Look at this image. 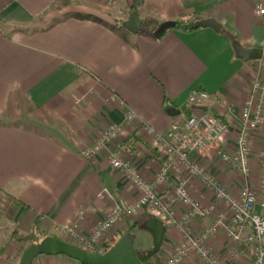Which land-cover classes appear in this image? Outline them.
Segmentation results:
<instances>
[{"label": "crops", "instance_id": "1", "mask_svg": "<svg viewBox=\"0 0 264 264\" xmlns=\"http://www.w3.org/2000/svg\"><path fill=\"white\" fill-rule=\"evenodd\" d=\"M263 1L143 0L136 7L143 24L145 20L175 21L197 12L222 25L220 31L172 28L157 39L121 26L132 13V3L124 16L115 18L98 10L99 0H0V198L10 199L8 206L16 215L9 216L14 224L9 229L0 222V237L8 229L10 242L0 264L18 263L17 242L11 238L16 228L29 233L37 222L46 231L77 222L87 233L119 198L136 201L138 190L109 166L107 149L93 161L82 153L109 124L124 122L125 107L159 133L166 132L176 119L208 113L230 124L220 143L223 148L232 145L242 108L252 97V82L264 81V57L243 61L234 44L264 51V17L257 12ZM59 2H78L83 9L52 25L44 26L45 19L38 21ZM195 88L207 91L209 98L191 107L187 97ZM26 112L53 118L63 129L56 127V135H50L23 125L20 120ZM140 125L135 122L125 127V139L134 133L140 137L138 150L119 148L149 180L156 178L163 165L169 168L167 181L159 190L167 198L187 172L179 162L159 153L154 138ZM216 150L217 144H213L199 158L234 195L246 185L259 188L264 120L252 134V173L247 184ZM189 180L192 194L204 206L214 202L212 191L198 179ZM188 211V206L178 205V216ZM142 216L153 217L147 211L126 218L110 240ZM214 217L194 218L193 231L202 233ZM181 239L180 229L166 226L161 252L151 263L164 264ZM207 244L228 264H248L254 258L252 245L243 238L234 241L222 231ZM34 264L80 263L65 256L43 255ZM183 264L203 263L190 255Z\"/></svg>", "mask_w": 264, "mask_h": 264}, {"label": "built area", "instance_id": "2", "mask_svg": "<svg viewBox=\"0 0 264 264\" xmlns=\"http://www.w3.org/2000/svg\"><path fill=\"white\" fill-rule=\"evenodd\" d=\"M257 12L264 17V1L257 6ZM209 98V93L202 89H193L187 102L200 106ZM241 125L232 145L223 148L220 143L223 135L230 131V124L208 113L193 114L186 119L174 120L164 133L157 132L149 124L138 120L134 110L125 107L123 123H111L104 130L95 146L84 150L92 161L97 160L100 152L106 150L119 135L122 141L126 138L125 127L140 122V128L153 137L155 148L179 162L185 168L187 177L179 179L178 184L167 198L160 195V187L165 184L169 168L163 165L154 180L147 179L136 164L121 148L111 147L107 152L109 166L122 174L133 184L139 196L133 203L119 198L110 212L97 220L89 232H78L79 226L64 225L60 228L63 234L75 239L77 246L91 252H104L112 245L110 236L128 217H138L142 212H151L154 217L164 221L166 226L180 229L182 239L175 245L164 264H183L190 255H196L203 264H228L215 251L209 248L208 240L225 232L234 241L242 238L253 246L254 258L248 264H264V166L260 174L258 189L244 186L238 195H234L228 185L217 178L199 156L206 154L213 144H217L216 154L227 163L234 172L241 175L247 184L252 173L251 139L252 134L264 120V81L252 82V97L242 108ZM264 155V151H263ZM199 158V159H198ZM198 179L205 188L214 194L215 200L204 206L200 199L192 194L189 179ZM189 207L182 217L178 216V205ZM215 215L212 225L202 233H195L191 227L194 218H207ZM106 239V241H104ZM82 244V245H80Z\"/></svg>", "mask_w": 264, "mask_h": 264}, {"label": "water", "instance_id": "3", "mask_svg": "<svg viewBox=\"0 0 264 264\" xmlns=\"http://www.w3.org/2000/svg\"><path fill=\"white\" fill-rule=\"evenodd\" d=\"M143 21L138 12L131 13L129 19L123 23V27L133 34H138ZM176 21L170 20L162 23L156 34L165 33L175 28ZM199 27H210L217 31L221 30V23L215 19L203 20L198 23ZM235 51L243 61H256L264 57L261 48H247L240 43L234 44ZM144 229L153 236V247L143 254H138L135 248V237L125 234L115 244L109 245L105 252L87 251L67 240L55 236H47L37 243H33L24 251L20 264H34L39 256L64 255L81 264H143L157 255L163 245L166 225L158 217H151L144 223Z\"/></svg>", "mask_w": 264, "mask_h": 264}, {"label": "rangeland", "instance_id": "4", "mask_svg": "<svg viewBox=\"0 0 264 264\" xmlns=\"http://www.w3.org/2000/svg\"><path fill=\"white\" fill-rule=\"evenodd\" d=\"M99 1H100L101 5L98 6V10L101 9L102 12H107L110 16L115 17V18L124 16V14L127 13V11H128L126 7L130 6L131 3L133 5H135L136 7H140V5L142 4V1H140V0H99ZM77 3L78 2L71 3V4L69 3L68 4L67 2H65V3L64 2H59V3L55 4L53 7H51L47 11L46 15L41 16L38 19V21H41L42 19H45L46 23L44 24V26H48V25L54 24L57 20H61L63 18L70 17V16L73 15V12H78V11L83 9ZM90 8L97 9V7H95V6H91ZM129 11H131V10H129ZM146 21L147 20H145V22ZM20 123L23 124V125H26V126H30V127H34V128L40 129L44 133L50 134V135H52V133L54 135H56V130H54V129H56V127L57 128H59V127L62 128L60 126V122L55 120V119H53V118H49L48 116H42V115L37 114V113H33L31 115L29 112L25 113L24 118L22 120H20ZM124 133L125 134L123 135V138H124V136H128L126 130H125ZM120 136L121 135H119L117 137V139H115L110 144V146H113L114 149L115 148H119L121 146V142L123 143V141L125 140L124 139L123 141H121L122 139L120 138ZM95 142L93 143L92 146H90L87 149L93 148L95 146ZM116 144H118V145L115 147ZM110 146H108L106 149L110 150V148H111ZM125 151H127V150H125ZM82 153H83V155L86 158L91 160L88 156H86L84 154V151ZM100 153H99V155H100ZM98 156H97V159H98ZM9 200H10L9 198H8V201L7 200L5 201V200L0 198V222L3 221L4 223H6V228H8V229L12 225H14L13 221H12V218H10L9 216H11V215H13L14 217L16 216L14 214L12 208H10L8 206ZM73 224H75V223H73ZM73 224H71V225H73ZM76 225L79 226V228H77L76 230L83 234V232H82L83 229L81 228L80 224L76 222ZM60 227L61 226H58V225L57 226H53L52 229H49L48 231L45 230V232L49 233L48 236H55V237L61 238L63 240H67V241H69V242H71V243H73L75 245H76V243H81V242H74L75 239L72 238L71 236L66 235V234H63L64 237H60L59 233L62 231V229ZM8 229H6V231L4 230V231L1 232L2 236L0 237V248H2L4 246H5V248H7L8 244L10 243V242H7V239H8L7 235H9L8 234V231H9ZM129 231H131L130 234H132L136 238L135 248H136L137 252L143 254L145 252H148L153 247V244H154L153 237H152V235H150L149 232L145 231L144 229H140L138 227H134L133 229H131ZM22 233H26V232H22ZM104 241H106V239ZM116 241H117V239L114 240V244L116 243ZM109 242H112V240H110ZM80 245H82V244H80ZM27 247H28V243L22 244V243H18L17 242V245H16V255H17V257H15V258L16 259L20 258V260H21V257H22L23 252H24L23 250L25 248H27ZM157 255H155L154 258H157Z\"/></svg>", "mask_w": 264, "mask_h": 264}, {"label": "trees", "instance_id": "5", "mask_svg": "<svg viewBox=\"0 0 264 264\" xmlns=\"http://www.w3.org/2000/svg\"><path fill=\"white\" fill-rule=\"evenodd\" d=\"M140 1H143V0H140ZM135 10H136V6L132 5L131 12H133ZM203 20H206L203 15H201L197 12L189 13V14H186V15L178 18L177 20H175L177 23L175 28L183 30V31H192V30L200 28L198 26V23L200 21H203ZM123 23H124V21L121 22V26H123ZM162 23H164V22L159 21V20H147L146 22H144L143 27L140 30V32L141 33H150L155 38L161 39L166 34V32L161 33V34H156V33H157L159 26ZM140 140H141L140 137H138L137 134L134 133L123 141V143L121 144V147L127 151L134 152V151L138 150L137 144ZM149 218H151V216H142L140 219H138L137 221H135L131 225L129 230L133 229L134 227L144 229V223ZM129 230L120 233L115 239L119 240L123 235L130 234L131 231H129ZM48 235H49V233H46L45 230L39 226V222H37L35 224L33 230L29 233H22L18 228H16L13 231L11 238L18 243H22V244L28 243V246H29L33 243H37V242L41 241L43 238H45ZM114 240L112 241V244H114ZM107 248H105L104 252L107 250ZM26 249L27 248H25L23 251H25ZM5 250H6L5 247L0 248V257L3 255ZM138 254H142V253L138 252ZM61 256H64V255H61ZM18 264H20V258L18 259ZM143 264H152L151 259L148 260L147 262L143 263Z\"/></svg>", "mask_w": 264, "mask_h": 264}]
</instances>
